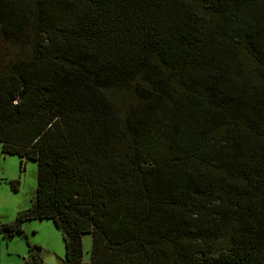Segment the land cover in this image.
<instances>
[{
    "label": "trees",
    "instance_id": "obj_1",
    "mask_svg": "<svg viewBox=\"0 0 264 264\" xmlns=\"http://www.w3.org/2000/svg\"><path fill=\"white\" fill-rule=\"evenodd\" d=\"M0 36L1 152L37 166L3 236L47 219L65 264H264V0H0Z\"/></svg>",
    "mask_w": 264,
    "mask_h": 264
},
{
    "label": "rangeland",
    "instance_id": "obj_2",
    "mask_svg": "<svg viewBox=\"0 0 264 264\" xmlns=\"http://www.w3.org/2000/svg\"><path fill=\"white\" fill-rule=\"evenodd\" d=\"M20 53L16 44L0 36V70ZM1 147V144H0ZM36 163L17 155L3 154L0 148V222L10 223L30 206L36 192ZM83 259L88 260L91 237L82 238ZM36 251L42 264H65L62 233L51 220H28L22 233L5 237L0 233V264H26Z\"/></svg>",
    "mask_w": 264,
    "mask_h": 264
}]
</instances>
